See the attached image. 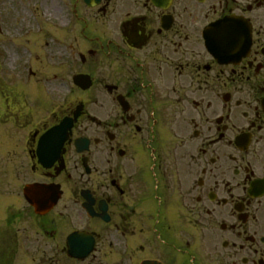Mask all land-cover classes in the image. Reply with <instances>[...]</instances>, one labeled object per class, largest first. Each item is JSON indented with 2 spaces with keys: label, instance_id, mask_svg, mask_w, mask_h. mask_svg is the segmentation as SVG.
Wrapping results in <instances>:
<instances>
[{
  "label": "flooded vegetation",
  "instance_id": "af4514ba",
  "mask_svg": "<svg viewBox=\"0 0 264 264\" xmlns=\"http://www.w3.org/2000/svg\"><path fill=\"white\" fill-rule=\"evenodd\" d=\"M49 3L51 53L3 45L0 264H264V0Z\"/></svg>",
  "mask_w": 264,
  "mask_h": 264
},
{
  "label": "rangeland",
  "instance_id": "374dc122",
  "mask_svg": "<svg viewBox=\"0 0 264 264\" xmlns=\"http://www.w3.org/2000/svg\"><path fill=\"white\" fill-rule=\"evenodd\" d=\"M0 2V28L2 29H0V44L2 38L14 40L16 38L21 39L25 37L26 39L22 42V45H25V51L33 52V47L29 44H33L36 48H41L40 43L45 37L43 34L42 36L39 35L37 21L43 22L45 20L41 12L43 9L46 10L47 8L46 0H44L43 9L41 5L42 0H39V7L38 0H0ZM49 47L50 49L52 48L51 46L45 45L42 53L47 55L46 49ZM20 57L25 58L23 53H21ZM0 79L2 80L3 86V82L7 78L0 73ZM31 87L35 88V92L38 96L44 91V86H36L35 83H32ZM34 98L35 94L29 96V100L32 104Z\"/></svg>",
  "mask_w": 264,
  "mask_h": 264
},
{
  "label": "water",
  "instance_id": "95a60500",
  "mask_svg": "<svg viewBox=\"0 0 264 264\" xmlns=\"http://www.w3.org/2000/svg\"><path fill=\"white\" fill-rule=\"evenodd\" d=\"M61 127H59L57 130H56V132L60 129ZM69 128V126H66V129H68Z\"/></svg>",
  "mask_w": 264,
  "mask_h": 264
}]
</instances>
